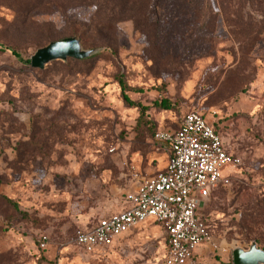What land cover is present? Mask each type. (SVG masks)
Wrapping results in <instances>:
<instances>
[{
    "label": "rangeland",
    "instance_id": "374dc122",
    "mask_svg": "<svg viewBox=\"0 0 264 264\" xmlns=\"http://www.w3.org/2000/svg\"><path fill=\"white\" fill-rule=\"evenodd\" d=\"M154 2L141 29L143 0H0V194L19 210L0 203V264H165L153 221L91 256L73 240L164 171L154 136L192 111L217 112L241 159L201 210L212 240L193 264H233L234 249L264 240V0ZM110 24L115 32L97 29ZM74 30L101 52L32 68L38 49Z\"/></svg>",
    "mask_w": 264,
    "mask_h": 264
},
{
    "label": "built area",
    "instance_id": "2783aa9c",
    "mask_svg": "<svg viewBox=\"0 0 264 264\" xmlns=\"http://www.w3.org/2000/svg\"><path fill=\"white\" fill-rule=\"evenodd\" d=\"M210 117H218L217 112ZM211 119L192 111L182 118L178 130L157 132L154 141L168 154L166 170L139 179L136 189L125 196L128 208L78 229L74 245L91 256L153 221L167 236L165 264L194 263L198 251L212 240L201 210L214 192L230 185L229 169L241 164ZM47 241V237L41 238L42 247Z\"/></svg>",
    "mask_w": 264,
    "mask_h": 264
},
{
    "label": "water",
    "instance_id": "95a60500",
    "mask_svg": "<svg viewBox=\"0 0 264 264\" xmlns=\"http://www.w3.org/2000/svg\"><path fill=\"white\" fill-rule=\"evenodd\" d=\"M101 50H85L77 38H66L52 42L40 48L32 56V68L44 70L53 62H67L69 59L77 61L88 60L98 55ZM233 264H264V250L256 242L249 249L236 248L232 252Z\"/></svg>",
    "mask_w": 264,
    "mask_h": 264
},
{
    "label": "trees",
    "instance_id": "16d2710c",
    "mask_svg": "<svg viewBox=\"0 0 264 264\" xmlns=\"http://www.w3.org/2000/svg\"><path fill=\"white\" fill-rule=\"evenodd\" d=\"M78 1L82 2L83 4L89 5L93 0H78ZM143 1H144V5H145L146 8L145 9L144 8H140L139 10L141 12L140 11L139 12L141 13V15H143L145 20H144L143 24L142 23L138 24V27L141 28V29H146L150 23H154V22H151L152 20H151L150 14H154V12H156V8H155V5H154L155 4L154 0H143ZM142 11H144V12H142ZM158 25L159 24H157V28H158ZM97 29H99L100 31L107 30V31H110V32L111 31L115 32V27L113 25H111V24L110 25H101V26L99 25L97 27ZM85 33H86L85 31L80 32L79 30H74V31H72V34L68 38H77L82 43V38L85 37ZM119 83H120L121 88H122L123 101L129 106L139 107L141 109V111H142V115H144V112H146V108H144L142 106H139L136 103H134L133 101H131L130 98L128 97V95H127V90H126V86H125L124 82L122 80H120ZM157 106H159V108H162V109H165V110H170L171 109V104L169 102H167V101H164L161 104H158ZM1 184L2 183L0 181V186H1ZM0 203H5V204L13 207L16 212L19 211L18 210V206H17L16 203H14L12 200H10L9 198H7V197H5V196H3L1 194H0ZM262 205L264 206V204H262ZM262 205H261V207H262ZM255 242L259 246L260 243H264V240L262 241V240H260V238H257V239H255Z\"/></svg>",
    "mask_w": 264,
    "mask_h": 264
},
{
    "label": "crops",
    "instance_id": "0c3cea01",
    "mask_svg": "<svg viewBox=\"0 0 264 264\" xmlns=\"http://www.w3.org/2000/svg\"><path fill=\"white\" fill-rule=\"evenodd\" d=\"M167 165H168V161H167ZM167 165H166V167H167ZM166 167H165V169H164V171L166 170ZM137 184L138 183H136L135 185H134V187L130 190L131 192H133L135 189H136V187H137ZM130 193V192H129ZM124 200V204H125V207L124 208H122L120 211H117V212H115V213H112V214H109V215H107V216H105V215H103V216H101L99 219H101V218H106V217H110V216H112V215H114V214H117V213H120V212H122V211H124V210H126L127 208H128V205L126 204V201H125V198L123 199ZM98 219V220H99ZM97 220V221H98ZM149 222H152V221H148V222H146V223H149ZM154 223V222H153ZM96 223H94L93 225H95ZM145 224V223H144ZM93 225H91V226H93ZM91 226H86V228H89V227H91ZM142 226V225H141ZM140 227V226H139ZM139 227H137V228H135V229H133L131 232H133L134 230H137ZM83 229H85V228H83ZM131 232H129L128 234H130ZM128 234H126L125 236H127ZM125 236H123L122 238H120L115 244H117L121 239H123ZM166 238H167V236H166ZM114 244V245H115ZM166 245H167V239H166ZM203 249H205V247H203V248H201L199 251H198V254H197V257H201L202 255H203V253H204V251L205 250H203ZM99 253V252H98ZM196 260H197V258H196ZM195 260V261H196ZM194 261V262H195ZM193 264V263H192Z\"/></svg>",
    "mask_w": 264,
    "mask_h": 264
}]
</instances>
